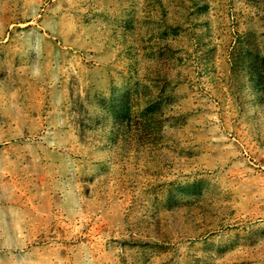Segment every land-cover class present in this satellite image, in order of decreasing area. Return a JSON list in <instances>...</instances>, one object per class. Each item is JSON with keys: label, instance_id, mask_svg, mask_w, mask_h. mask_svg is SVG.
<instances>
[{"label": "rangeland", "instance_id": "rangeland-1", "mask_svg": "<svg viewBox=\"0 0 264 264\" xmlns=\"http://www.w3.org/2000/svg\"><path fill=\"white\" fill-rule=\"evenodd\" d=\"M264 0H0V264H264Z\"/></svg>", "mask_w": 264, "mask_h": 264}, {"label": "trees", "instance_id": "trees-1", "mask_svg": "<svg viewBox=\"0 0 264 264\" xmlns=\"http://www.w3.org/2000/svg\"><path fill=\"white\" fill-rule=\"evenodd\" d=\"M238 62L244 66L255 91L264 97V59H260L257 47L249 43L241 44Z\"/></svg>", "mask_w": 264, "mask_h": 264}]
</instances>
